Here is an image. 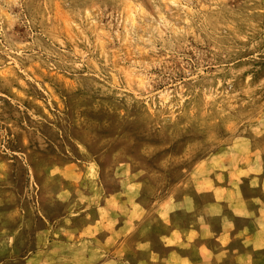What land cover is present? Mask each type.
I'll return each instance as SVG.
<instances>
[{"label": "rangeland", "instance_id": "1", "mask_svg": "<svg viewBox=\"0 0 264 264\" xmlns=\"http://www.w3.org/2000/svg\"><path fill=\"white\" fill-rule=\"evenodd\" d=\"M226 188L264 194V0H0V264H205Z\"/></svg>", "mask_w": 264, "mask_h": 264}, {"label": "crops", "instance_id": "2", "mask_svg": "<svg viewBox=\"0 0 264 264\" xmlns=\"http://www.w3.org/2000/svg\"><path fill=\"white\" fill-rule=\"evenodd\" d=\"M251 191L226 188V200L230 202L217 213V243L204 241L199 246V250L208 255L205 264L264 262V194ZM206 229L202 224L201 238H207ZM170 231V238L176 236L177 229L172 227Z\"/></svg>", "mask_w": 264, "mask_h": 264}]
</instances>
